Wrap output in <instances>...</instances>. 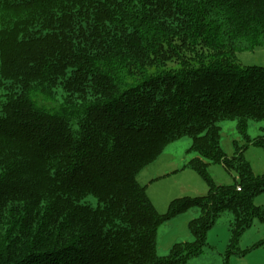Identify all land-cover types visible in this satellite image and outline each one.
I'll list each match as a JSON object with an SVG mask.
<instances>
[{
  "label": "trees",
  "instance_id": "1",
  "mask_svg": "<svg viewBox=\"0 0 264 264\" xmlns=\"http://www.w3.org/2000/svg\"><path fill=\"white\" fill-rule=\"evenodd\" d=\"M263 44L264 0H0V264H187L222 211L235 242L264 219V174L220 125L264 120V66L233 56ZM184 136L210 192L163 216L138 175ZM192 206L194 240L160 255V225Z\"/></svg>",
  "mask_w": 264,
  "mask_h": 264
},
{
  "label": "rangeland",
  "instance_id": "2",
  "mask_svg": "<svg viewBox=\"0 0 264 264\" xmlns=\"http://www.w3.org/2000/svg\"><path fill=\"white\" fill-rule=\"evenodd\" d=\"M233 56L243 67L264 66V44L253 50L236 51ZM178 62L179 58H173L169 65L177 67ZM220 125L222 147L227 157L232 159L242 150L255 174L263 175L264 148L255 145V142L264 140V120H250L247 135L239 131L237 120H223ZM192 144L189 136L169 143L164 152L138 175L156 210L163 216L168 214L174 200L196 198L210 192L208 181L193 167V161L199 155L191 150ZM207 172L217 185L232 184L237 176L223 162L207 163ZM86 200L97 203L94 196ZM254 203L264 209V192L255 197ZM201 215V207L192 206L188 211L162 223L157 233L158 253L167 255L175 243L193 241L189 224ZM234 222V212L222 211L208 232L203 252L191 257L187 264H264V219L256 217L236 242Z\"/></svg>",
  "mask_w": 264,
  "mask_h": 264
}]
</instances>
